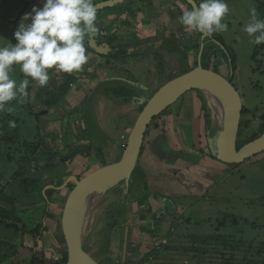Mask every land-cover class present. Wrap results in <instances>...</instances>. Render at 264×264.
<instances>
[{
    "label": "rangeland",
    "instance_id": "rangeland-1",
    "mask_svg": "<svg viewBox=\"0 0 264 264\" xmlns=\"http://www.w3.org/2000/svg\"><path fill=\"white\" fill-rule=\"evenodd\" d=\"M103 1L106 0H94V3L97 4ZM227 3L229 6V14L225 18V22L229 26L228 31L219 33V41L215 43L216 47H218L215 54V61H217L218 65L211 60L209 69L229 78L238 92H240L241 96L244 95L245 107L251 108V106H253V109H259L260 113H264V49L262 50V47H260L261 44H253L251 38L242 31L243 26L250 20L249 9L251 7H255L260 18L264 19V0H227ZM0 4V25H2V23H7V21L13 25L19 18L21 19L24 13L30 12L34 5L42 7L43 0H0ZM152 4L156 5V10L158 12L152 13L149 17L150 22L143 23L141 27H128L127 24H124V22H127L126 20L115 21L116 17H118L116 14L106 15L107 12H100V14H97L96 21L97 26L100 28V35L98 37H101L103 40L110 39L109 37L117 31H120L117 34L119 35L120 33V37L123 40L128 38L139 39L140 36L152 37L163 35L166 39H173L182 44V48L185 50V57H180L179 63L182 64L183 70L188 66V71L196 68L200 58V54L199 57L196 55V47H194L195 49L193 48L197 40L196 32L188 33L184 28L181 31L182 25L175 20L176 17L173 15L175 10L173 7L171 9H165V6L173 5L181 10L185 7L184 4L170 0H156V2L153 0ZM147 11L152 12L151 9ZM133 15L136 20L134 25H140L141 17L139 14L134 11ZM5 16H7L6 19ZM124 17L123 15L121 16L122 19ZM19 21L20 20L17 21L18 24ZM120 28L121 30H119ZM13 30L14 26L10 29V33H12ZM0 37L15 43L13 34L10 36V34L6 33L2 28H0ZM116 37L118 36L116 35ZM125 42L126 41H122L121 43L123 44ZM158 48L162 47H151L138 52L148 54L151 52L150 50H157ZM227 49H230L231 53L234 52V72L231 68V60L226 56ZM255 51L256 55L253 58ZM258 53L260 54L258 56V61H256ZM252 59L256 62H252ZM120 60L121 59L105 60L100 56L90 53V60L84 65L83 71L78 72L79 74L76 73L79 76L78 83L73 86L66 102L58 109L52 108L49 111H45L46 109L43 108V105L34 103L36 92L38 89H41H37L34 86H29L31 92L29 95L30 105L26 103L27 100L22 103L17 101L11 103V107L13 108L14 106V109L10 115L16 114L17 118L20 119L18 127L21 137L24 136L30 144L41 142L42 145H45L46 150H50L51 153L60 151V157H64L70 151L69 149L64 150L63 147L64 144L62 139L66 137V135L75 142L77 138L82 140V143L76 142V145L78 144L77 147H88V135L85 134V130H89V125L92 122L95 123L99 132L103 133L100 137L109 135L111 138L109 140L107 139V141H103L98 136L91 134L93 138L91 141L92 145L95 146L94 144L99 143L97 148H101L100 152L95 148L96 146L92 148L88 147L81 151L71 162L66 164L58 163L54 171L45 172L40 184L42 192L35 196L36 198L39 195L44 197L43 204L44 202L47 204L49 213L52 216L50 222L61 223L62 225L66 203L71 192L75 189L76 180L73 176L86 177L93 173V170L90 168L89 171L80 172L82 165H92V158L95 161L103 162L105 166L118 163L122 153L121 149L125 148L123 147L125 144L127 145L128 136L131 132L130 129L133 130L141 113V107L138 103H134V106L130 104V106L127 105L126 108H122L118 105L121 99L106 90L110 87H117L116 80L112 78L110 71L115 70V64H121ZM203 60L204 59H202V61ZM186 63H188V66H186ZM215 68L218 70H215ZM224 68L228 69V72H225ZM59 73L60 72H56L52 74V81L59 79ZM14 75H19L18 69H16ZM131 79L140 78L133 75ZM125 80L129 81L127 77ZM154 90L153 93H151L152 96L147 98L146 102L153 97L155 94ZM192 92L185 94L183 99H179L171 108H173V110L175 109V111L179 110L180 106H184V100L192 96ZM199 95L202 104H205V113L211 116V121L214 127H216L215 131H217L218 128L221 129L223 127L224 110L219 106V102L215 99V103L210 100L209 102L206 96L201 92ZM46 97L49 98L50 95L47 93ZM249 100L251 101L250 106ZM22 106H25L26 110L22 109ZM39 109L46 113L40 120L33 115V113L39 111ZM187 109L188 110L183 112L185 122H187V120L189 121V117L193 116L194 111L192 106ZM222 110L223 112H221ZM6 113L7 112L3 114ZM113 113L117 114L115 118L111 117ZM100 114L102 116L101 119L106 117L109 118V121L104 119L105 121L101 122V124L96 120L98 115L100 117ZM118 114H122L123 116ZM243 116H246V113H244ZM94 117H96V119ZM125 120H128L130 123L128 133L124 125L119 126L120 122L124 123ZM207 120L209 119L207 118ZM87 122H89L88 125ZM15 124H17L16 121ZM152 126L153 123L150 125V130L153 128ZM253 126L254 128L250 127V129H245L242 133L243 136L251 135L253 132L256 133L258 124H253ZM81 129L84 130L81 131ZM150 130L145 139L147 143L148 138L151 136V133H149ZM88 134L90 135V133ZM122 136H124V140ZM173 147L178 148L175 140ZM173 147L170 146V152L173 151ZM12 149L14 154L8 156V150L4 147H0V198L17 190L18 185H21L16 178L17 174L22 170V163L20 162L28 156V151L26 148L17 149L14 146ZM182 151L183 150H180L179 153ZM150 152L153 154L154 150H150ZM100 154H102V159L98 160ZM167 155H170V153H167ZM194 156L197 157L199 155ZM194 156L191 160L196 161V157ZM169 157L172 158L169 162L173 163L175 155L171 154ZM31 158L34 159V157ZM43 159H46L45 155L42 160ZM202 160L204 161L197 162L196 165L205 167V174L198 176L199 180H196L198 182L197 184L190 180L191 178L178 179L180 181L187 179L184 181V186H182L176 181H171L169 175L173 176V174L164 175L165 173H163V177L159 175L149 177L151 181H156L158 183L162 181V190H165L167 192L166 196L170 197L169 205L163 208V211L159 214V218L156 220L158 222L156 229L163 228L160 233V236H163L160 239H158L159 237L154 238L152 246L154 249L159 248L162 252L164 248L168 246L171 247L172 243L175 244L177 242L180 243L181 246L186 247V249H189L188 253L184 252L186 257H179V255L174 254L170 256V247H168L169 251L167 254L165 253L166 255L161 254L159 257H155L156 250L153 254H145L146 248H149L152 241V235H148L146 237L147 240L144 242V249H142V252L140 253L138 250L132 254L134 255L132 259H135V255L137 254L141 256L144 255V258H139L137 264H156V262L157 264H218V262L214 263V260L224 261L230 258H233L231 259L233 260L232 264H249L250 262L253 264H264V163L257 164L260 165V167L252 165V159H250L244 163L242 162L243 164L240 163L241 165L230 167V164L222 163L218 161V159L216 161L212 160L210 156L208 160L205 157L201 159V161ZM45 165L46 163L44 162L41 163L39 167H45ZM30 166L34 169L32 164ZM65 174L64 181L61 180V182H59V176ZM68 174H70V176H67ZM172 182L177 190L171 188ZM59 183L61 184L59 185ZM117 186L116 184L110 188V190L108 189L109 191L106 195L99 200L97 199L95 204L87 210V235L84 237L83 246L90 252L88 255L99 264H113L109 258H106L104 261L101 259L98 260L94 254L99 253L102 244L106 242V236L108 234L106 235L105 232L108 233L110 216L116 211V207L119 206L117 204L119 203L117 202L119 199ZM21 189L28 190V186L22 185ZM49 190H53L54 192L51 198L47 200ZM141 193L144 194V192ZM136 194V197H138L139 193ZM37 202L43 206L41 199H38ZM121 202L122 200L120 203ZM1 204H6V202H0V205ZM19 206L23 207L20 204ZM179 207H185L187 212L182 213L180 217L182 218L180 220L181 224L176 227L173 224L174 215L176 212L180 215L181 212H179ZM26 209L29 221H33L32 211L27 207L23 208V210ZM186 217L191 218V223L185 220ZM57 228L56 225L53 229L57 230ZM102 232H104V237ZM170 232L172 233V243L170 240L164 238V235ZM49 233L50 234L43 235V238H40L39 253L45 254L49 261L55 263L57 259L62 257L60 252L61 246L54 240V232L52 229ZM137 235L139 236V234ZM200 237L203 239H210L212 241L211 243L214 245L205 244L204 246L206 248H203V243L206 241L203 243L200 242ZM240 240L245 242L244 246L239 245L238 241ZM31 243L30 239H26L24 242L26 246H30ZM109 244L110 249L114 252L113 254L116 257V264H123L124 261H127V255L134 251V247L130 246L128 243L127 248L124 246V252L121 254L120 248L116 247L115 250L112 249L114 246L113 242ZM226 249L229 251H225ZM105 255L108 256L107 254ZM141 259L143 260L141 261ZM131 262L135 264L134 261Z\"/></svg>",
    "mask_w": 264,
    "mask_h": 264
},
{
    "label": "trees",
    "instance_id": "trees-1",
    "mask_svg": "<svg viewBox=\"0 0 264 264\" xmlns=\"http://www.w3.org/2000/svg\"><path fill=\"white\" fill-rule=\"evenodd\" d=\"M170 1H180V0H170ZM196 1L198 2V0ZM152 2L153 0H134V1L123 4L118 7L106 9L103 11V13L107 12L106 15L116 14L118 17H116L115 21L126 20L127 22H124V24H127L128 27H134V26L139 27L140 25H142L141 23L140 25H134L136 21L135 16L133 15L134 11L139 14V16L143 19L142 21L144 23H148L150 22L149 17L151 16V14L158 12L156 10V5L154 4L155 5L154 6ZM182 3L184 4L185 7H188L186 3L184 2ZM174 7L173 9L175 10V13L173 15H175L176 17L175 20L179 22L178 17L182 14V9L180 10V8L176 6ZM150 9L152 10V12L147 11ZM165 9H166V6H165ZM122 15L123 17L125 15L126 16L122 19L121 18ZM6 17L7 16H5V19ZM18 20H20V18ZM182 30H183V26L181 27V31ZM118 32L120 31L115 32L111 37H109L110 39L103 40L101 37L99 38L101 41L107 42L110 45L123 46V44L121 43L123 39H121L120 33L119 35L117 34ZM116 35L118 37H116ZM218 36L220 35L214 34L212 37H206L205 39H202V36L199 33H196V38L198 39V41L195 42V45H193V48L196 47L197 49L196 55L198 57L200 53L201 43L202 45H204V50L202 53L203 55L202 59L204 60L202 61V63H203V67L207 70H210L209 64L211 60L215 62V54L218 50V47H216L215 43L219 41ZM160 38L169 42L165 44L164 46H162V50L172 51L176 53L179 58L184 56L185 50L182 48L181 43L173 39H166L165 36L163 35H160ZM132 40L137 41L138 39L133 38L130 41ZM263 45L264 43H262L260 47H262ZM230 51H231L230 49H227L226 56L229 57V60H231V68L234 72L235 71V64L233 60L234 52L231 53ZM87 52L97 55L88 48L87 43H86V53ZM127 54L123 55L122 57H125ZM94 57L96 58V56ZM122 57H109L107 60L119 59ZM186 66H188V63H186ZM188 67L182 71V74H184L185 72L189 70ZM215 70H218V69L215 68ZM78 77L79 76L76 73H73L71 75L66 74V73H59V79L55 81L51 86L37 90L34 103H40L41 105H43L44 106L43 108L46 109L45 111H49L52 108L58 109L62 104L66 102V99L69 96L73 86L76 83H78L79 81ZM30 86L33 87V85H30ZM106 90L109 91L110 93H113L115 96L119 98H123L125 103H130L134 99L138 102L141 101L142 98L144 99V96H142L144 94L143 92H141L140 90L134 89L128 83L123 82V81H121L120 83H117V87H110L109 89H106ZM28 91L30 95L31 93L30 88L28 89ZM47 93L50 95L49 98L46 97ZM26 103L30 105V98L27 99ZM143 108L144 107H141V110H143ZM13 109H14V106H13ZM22 109L26 110V107L22 106ZM246 109L247 108H244L243 114L248 113ZM41 113L43 112L39 109V111L37 112L35 111L33 115H35L36 118L40 120L42 117ZM207 118L209 120H207ZM9 121H16L17 124H15V127H10ZM205 121H206L207 131H212L211 116L206 114ZM19 123H20V119L17 118L16 114L10 115L7 113L6 114L0 113V147L2 148L4 147L6 148V150H8V153H7L8 156H11L12 154H14L13 149H12L13 146L16 147L17 149L26 148V150L28 151V156L24 158L23 161L20 162L22 163L21 164L22 170L21 172L17 174V178H16L17 181L21 185L20 186L18 185L17 190H14L10 192V194H6L2 198H0L1 203L6 202V204L0 205V264H67L68 252H67L65 237L63 235L62 225L61 223L58 224V223L50 222L52 220V216L49 213L47 204L45 202L43 204L44 197L39 195L36 198L35 195L41 194L42 192V188L40 184H41V180L45 172L54 171L58 163L66 164L68 162H71L81 151H83L84 149H87L88 147L92 148L96 146L95 148H97L99 143L94 144L95 146L92 145L91 141L93 138L91 134L97 135L102 140H104V138L100 137V132L97 129L94 122L90 123L89 130L88 129L85 130V134L88 135L87 139L89 142L87 145L88 146L87 148L81 147V146L77 147L78 144L76 145V142L78 141L79 143H82V140L77 138L76 142L72 141L69 138V136H67L65 133L66 137L62 139L63 144H64L63 146L64 150L69 149L70 151L71 150H74V151H71V152L69 151L70 154L68 152V154L65 155L64 157H60V151H55L54 153H51L50 150L48 149L46 150L45 145H42L41 142L30 144L24 138V136L21 137L20 129L18 127ZM88 124L89 122H87V125ZM245 129H248V126L245 120L243 119L241 121V126H240V130L238 134L237 150H239L241 147L245 146L246 144H249L257 140L260 136L263 135L264 115L262 116V123L260 127L258 128V130H256V133L253 132L251 135L243 136L242 133ZM83 130L84 129H81V131ZM88 133H90V135ZM211 136L212 134H208L207 135L208 139H211ZM42 141L44 142L43 139ZM98 151L100 152L101 148L98 149ZM208 154H207L208 158L210 156L212 160H215V161L217 160V158L212 154L211 150H209ZM44 155L46 156V159L42 160ZM177 155L178 157H182V152H180V154H177ZM31 157H34L35 160L32 159ZM184 157L186 158L187 156H185L184 154ZM101 159H102V154H100V156L98 157V160H101ZM44 162L46 163L45 167L44 166L39 167L40 164ZM92 162H93V158H92ZM31 164L32 166H34V169H32V167L30 166ZM238 165H241V164H235L232 166L230 165V167H236ZM90 167H91L90 165H87V166L82 165L80 172L81 171L84 172ZM97 167H98L97 169H99L100 165ZM65 176L66 174L59 176V182H61V180L64 181ZM67 176H70V174H68ZM170 177L173 178V176H170ZM77 178L81 179V177L79 176ZM174 178H175V175H174ZM50 183L54 184L53 182H50ZM60 184L61 183H59V185ZM22 185L28 186V190H22L21 189ZM160 185H162V183L151 181L149 176L146 175L142 171L141 166L138 164L132 176L128 193L125 194L124 188H122L123 183L117 186V190L119 194V199L117 201L119 203L117 204L119 206H117L116 211H114L111 214L110 216L111 219L108 223V230H107L108 232L117 231L121 228L122 225L127 226L129 229L139 228L141 227V222H142L141 217L143 215L146 216V221H148L150 224L148 226V231H150L148 232V235L150 236L152 235L151 237L152 241L150 240L151 244L149 248H146L145 250L146 254H152L155 250H156L155 253L161 252L159 248L154 249V247L152 246V242L154 241V238L159 237L158 234L154 232V226L156 223L155 222L156 216H158L163 211L164 207H167V205H169L170 197L166 196V191L162 190L163 186H160ZM48 192H49V195L47 197V200L51 198L52 193L54 191L49 190ZM141 192H144V194H142ZM136 193H139L138 197H136L137 195ZM38 199H41L42 201L41 203L43 204V206L38 204L37 202ZM121 200L122 202L120 203ZM19 204L23 207H20ZM24 207H27L29 210L32 211L33 219H34L33 221H29V217L26 214L27 209L23 210ZM179 212H181L180 215H178V212H176V214L174 215L173 224L176 227L181 224L180 220L182 218L180 217L182 213L187 212V209L185 207H179ZM185 220L191 223L190 222L191 218L186 217ZM56 225L58 227L57 230L53 229L54 226ZM51 229L54 232L53 233L54 238H55L54 240L57 241V243L61 246L60 252L62 254V257L60 259H57L55 263L52 261H49L47 257L45 256V254L39 253V247H40L39 243L41 242L39 240H41L40 238H43V235L50 234L49 231ZM164 238L172 242V233L164 235ZM26 239H30V242H32L30 246H26V244H24ZM199 239H200V242L202 243L206 241L205 243H203V248L205 247L204 246L205 244L214 245L213 243H211L212 241L210 239H207V238L203 239L201 237ZM238 242H239V245L241 246H244L245 244L243 240H240ZM170 248L172 250L176 249L173 247V245ZM84 250L88 254H90V252L88 251V249H86V247H84ZM109 251H110V244L108 242H105L102 244L101 251L99 253H96V256L107 254L109 253ZM188 251L189 249H186L185 252H188ZM225 251H229V250L226 249ZM231 259L233 258H230L224 261L214 260V263L218 262V264L219 263L232 264L233 260ZM249 264H253V263L250 262Z\"/></svg>",
    "mask_w": 264,
    "mask_h": 264
},
{
    "label": "clouds",
    "instance_id": "clouds-1",
    "mask_svg": "<svg viewBox=\"0 0 264 264\" xmlns=\"http://www.w3.org/2000/svg\"><path fill=\"white\" fill-rule=\"evenodd\" d=\"M97 11L94 0H43L42 7L34 5L30 12L22 15L19 24L7 22L11 28L14 26V30L10 33L4 27V31L10 36L13 34L15 43L0 37V41H6L0 42V113L10 114L13 101L25 102L29 98L30 84L37 89L47 88L57 81H52V74L56 72L71 75L83 71L84 65L90 60V53H86V43L100 35L96 23ZM228 14L227 0H199L194 7H184L178 20L186 32L212 37L228 31L229 26L225 22ZM249 15L250 20L242 31L251 38L253 44H262L264 19L260 18L255 7L249 9ZM16 69L19 70L18 76L14 75ZM42 112V116L46 115ZM9 126L15 127V121H9ZM126 146L121 149V157ZM143 150L144 146L141 153ZM103 167L106 166L100 164L99 169ZM99 169L95 168L92 172Z\"/></svg>",
    "mask_w": 264,
    "mask_h": 264
},
{
    "label": "water",
    "instance_id": "water-1",
    "mask_svg": "<svg viewBox=\"0 0 264 264\" xmlns=\"http://www.w3.org/2000/svg\"><path fill=\"white\" fill-rule=\"evenodd\" d=\"M134 0H106L97 3V14L106 9L121 6ZM188 7H194L196 0H181ZM200 34V33H199ZM202 39L206 36L200 34ZM169 43L164 39L154 36L143 40L134 41L128 45H110L95 38L87 42V46L100 57H122L127 53L143 50L148 47H162ZM200 50L198 66L191 71L180 75L159 88L153 97L148 100L139 115L121 160L114 165L103 167L91 175L76 180L75 189L71 192L66 203L62 221V230L65 237L68 262L67 264H99L84 250L81 236L82 213L87 211L93 201L94 194L98 192V200L115 186L123 183L125 194L128 193L132 176L138 166L141 151L144 146L146 133L153 120L172 106L185 94L192 91L203 93L208 101L223 99L227 108L223 111V127L217 132L215 141L208 140L212 154L218 161L235 165L253 159L264 153V133L257 140L246 144L237 150L238 134L244 111L243 98L223 75L207 70L202 65ZM219 97V99H218ZM143 101V99L141 100ZM209 101V102H210ZM215 103V102H214ZM109 189V190H108Z\"/></svg>",
    "mask_w": 264,
    "mask_h": 264
},
{
    "label": "crops",
    "instance_id": "crops-1",
    "mask_svg": "<svg viewBox=\"0 0 264 264\" xmlns=\"http://www.w3.org/2000/svg\"><path fill=\"white\" fill-rule=\"evenodd\" d=\"M154 2H156V0H154ZM172 7L174 6L169 5V6H166V9H171ZM142 20L143 19L140 18V23L143 25L144 22ZM142 25H140L139 27H141ZM4 27L8 30L11 29V26L8 23H2V25H0V28L4 29ZM119 30H121V28ZM147 38H150V37L140 36L139 39L143 40ZM263 49H264V45L262 46V50ZM135 53L132 52L130 54H127L125 57L120 58L121 64H118V63L115 64L114 65L115 70L110 71L112 78H114L116 81L118 82L126 81L131 87H133L134 89L140 90L141 92L144 93L142 95L144 96V99L142 98L143 101H139V102L134 99L130 103H125L124 99L120 98L121 102L118 103V105L122 108H126L127 105L130 106V104L134 106L135 105L134 103H138L140 107L144 106L146 99L152 96L151 93H153L154 89H155L154 92H156L164 84L169 82L170 79L172 80L180 76V73L182 74V71H183L182 64L179 63L178 55L172 51L156 50V51H151L148 54H143L141 52L136 51ZM259 54L260 53L257 54L256 61H258ZM255 55L256 53L253 55V58L255 57ZM256 61L252 59V62H256ZM215 63L217 64V61H215ZM156 69H157V73H156ZM224 71L228 72V69L224 68ZM133 75L138 76L140 79H131L133 78ZM126 77L129 79V81L125 80ZM121 79H124V80H121ZM192 93L193 94L192 96H190L189 99L184 100L185 102L183 101L184 106H180L179 110L177 111H175V109L173 110V108H171L170 106L153 122V126H152L153 128L151 130H150L151 127L148 129V131L150 130L149 133H151V136L150 138H148V143L145 142L144 144L145 148L140 157L139 165L141 166L142 171L149 177L156 176V175L163 177L162 175L163 173H165L164 175L174 174L175 178H174V175H173V178L170 177L171 175H169L171 181L172 180L173 182L176 181L178 182V184H181L182 186H184L183 185L184 181L187 179H184V181L183 180L180 181L178 179L191 178L190 180L194 181L195 184H197L198 182L196 180H199L198 176L205 174L206 168L202 166H198L196 164L197 162H200L201 159H203L204 157L207 158L208 160L207 154L210 150V144L208 142L209 139L207 135L212 134L211 140L212 142H214L215 137L217 136V132L220 129L218 128L217 131H215L216 127H214V124L212 123L213 132L207 131L206 121H205L206 113L204 110L205 104L204 105L202 104V101L200 100V97L198 96L197 92L194 91ZM243 96L244 95H242V98ZM182 99L183 97L180 98V100ZM175 103L173 105H175ZM250 103L251 101L249 100V106H250ZM243 104H244V99H243ZM190 106L194 108L193 116H190L189 121L187 120V122H185L183 112L188 110L187 108ZM244 108H247L245 107V104H244ZM247 110H248V113L246 114V116L242 115V119H244L245 122H249L247 123L248 129H250V127L254 128L253 124H258L257 127L259 128L262 123V116L264 115V113H260L259 109L258 110L255 108L253 109V106H251V108H247ZM118 115L123 116L122 114H118ZM116 116L117 114L113 113L111 117L115 118ZM101 117L102 116L100 114V117L98 115L97 119L96 117L95 119L98 120L100 123L104 122L105 121L104 119H106V121H109V118L103 117V119H101ZM122 125L126 127L127 133H128V130L130 129L129 121L125 120L124 123L120 122L119 126H122ZM130 131L132 130L130 129ZM130 134L131 132L129 133L128 138L130 137ZM103 138L106 141L107 139L108 140L111 139L109 135H106ZM122 139L124 140V136H122ZM174 140L178 148L173 147ZM170 146L173 147V151L171 152H170ZM150 150H154V153L152 154ZM180 150H183L182 157H178L177 155V154H180L179 153ZM167 153H170V155L171 154L175 155V157L173 158V163L169 162L170 159L172 158H170L169 157L170 155H167ZM184 154L185 156H187L186 158L184 157ZM194 155H199V156L196 157ZM193 156L196 157V161L191 160ZM204 160H202V162ZM91 163H92L91 170H94L95 168H98L97 166H99L100 164H103V162L101 161H94V160ZM259 163H264V153L252 159V165H256L260 167V165H257ZM158 168H161V169H158ZM75 175H78V174H75ZM173 182L171 184V188L177 190L176 187L173 185ZM161 183L163 184L162 181ZM174 193H177V192H174ZM158 218H159V215L156 216V220ZM141 219H142L141 227L139 228L129 229L127 226L122 225L121 228L117 231H111L108 233L105 232L106 235L108 234L106 236V242H109V243L113 242L114 244V246L112 247L113 250H115V248L118 247L121 250V254H123L124 246L125 248H127L128 243L130 246L134 247V251L127 255L126 257L127 261H124V262L122 261L123 264H133L131 261H134V263L137 264L139 258L141 257L144 258V255L141 256L137 254L135 255V259H132V257H134V255H132L133 253H135L138 250L140 251V253L142 252V249H144V242L147 240L146 237L148 236V232H150L148 231V226L150 224L148 221H146V216L143 215ZM155 222L156 223L154 226V232L158 234L159 236L158 239H160L163 236V235L160 236V233L162 232L163 228L156 229V225L158 222L157 221ZM137 234H139V236ZM102 235L104 237V232H102ZM172 245L176 249L172 250L170 248L171 249L169 252L170 256L174 254V255H179V257L181 256L186 257V254L184 253L186 251V247L181 246L180 243H177V242L175 244L172 243L171 246ZM168 247L164 248L162 252L155 253V257H159L161 254H165V253L167 254V252L169 251ZM113 253L114 252H112V250L110 249L109 253H107L108 256H106L105 254H102L101 255L102 258L101 256H98V255L96 257L98 260L101 259L103 261L106 258H109V260L113 264H116L117 260L115 259L116 257ZM142 260L143 259H141V261Z\"/></svg>",
    "mask_w": 264,
    "mask_h": 264
},
{
    "label": "bare ground",
    "instance_id": "bare-ground-1",
    "mask_svg": "<svg viewBox=\"0 0 264 264\" xmlns=\"http://www.w3.org/2000/svg\"><path fill=\"white\" fill-rule=\"evenodd\" d=\"M218 99H219V97H218ZM218 104H219V106L221 107V109H225V108H227V106H226V104H225V102H224V100L223 99H221V100H218ZM222 110V111H223ZM224 113H225V111H224ZM95 196L92 198L93 199V201H92V203H90V205L88 206V208L89 207H91L92 205H94L95 204V202L97 201V199H98V192H96L95 194H94ZM97 206V205H96ZM87 211H85L84 210V212L82 213V225L84 226L82 229H81V236L84 238L85 237V235H87L86 234V232H87V228H86V225H87V221H88V216H87Z\"/></svg>",
    "mask_w": 264,
    "mask_h": 264
},
{
    "label": "flooded vegetation",
    "instance_id": "flooded-vegetation-1",
    "mask_svg": "<svg viewBox=\"0 0 264 264\" xmlns=\"http://www.w3.org/2000/svg\"><path fill=\"white\" fill-rule=\"evenodd\" d=\"M97 38L100 40L99 37H97ZM130 40H131V39L123 40V41H126L125 43H123V45H128V44H130V43H132V42L135 41V40H134V41H133V40L130 41ZM138 40H140V39H138ZM138 40H137V41H138ZM151 47H152V46H151ZM151 47H148V48H151ZM153 47H159V46H153ZM148 48H146V49H148ZM143 50H145V49H143ZM157 50L160 51V50H162V49H161V48H158ZM151 51H156V50H151ZM96 58H97V57H96ZM107 59H108V58H106L105 60H107ZM197 93H198V96L200 97V95H199L200 92L197 91Z\"/></svg>",
    "mask_w": 264,
    "mask_h": 264
}]
</instances>
